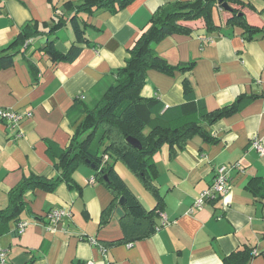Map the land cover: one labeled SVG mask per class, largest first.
Instances as JSON below:
<instances>
[{
  "label": "crops",
  "instance_id": "0c3cea01",
  "mask_svg": "<svg viewBox=\"0 0 264 264\" xmlns=\"http://www.w3.org/2000/svg\"><path fill=\"white\" fill-rule=\"evenodd\" d=\"M65 1L81 0H0V48L27 23H37L42 31L30 39L26 53L0 69V108L32 113L15 127L0 122V208L8 203V191L24 176L58 175L56 158L47 150L49 143L56 149L68 145L84 117L76 104L100 98L112 84L114 71L124 66L134 40L148 27L151 15L176 0H132L116 12L100 8L82 14L89 44L81 45L73 60L52 61L38 48L53 39L57 50L67 53L74 40L68 24L52 34L45 32L55 18L52 8L60 9ZM245 1L253 10L237 8L250 25L264 30V2ZM214 11L217 29L207 31L203 19L182 21L191 29L189 34L175 33L155 45L156 53L167 63L192 62L193 66L185 74L149 70L141 95L157 98L164 109L180 105L185 101L182 82L186 78L194 101L207 111L231 105L239 96L249 99L206 126L216 142L194 135L180 149H170L167 143L160 147L153 155L151 171L158 194L146 189L122 162L112 163L145 209L162 203L161 213L168 224L131 242L123 241V203L94 176L92 168L81 164L72 174L77 187L60 182L52 192L37 188L25 194L27 207L0 236V248L6 250L9 262L220 264L233 250L249 246L255 255L247 264H264V199L259 196L264 182V31L245 39L240 26L225 23L230 11L218 7ZM40 39L42 43H34ZM27 61L35 65L33 71ZM255 139L262 145V153L252 146ZM232 163L239 168L229 172V192L189 213L212 182L215 168ZM253 180L258 181V189ZM54 207L70 210L71 217L59 228L49 229L40 221ZM154 217L156 227L161 216ZM21 220L27 225L18 233L16 225Z\"/></svg>",
  "mask_w": 264,
  "mask_h": 264
},
{
  "label": "trees",
  "instance_id": "16d2710c",
  "mask_svg": "<svg viewBox=\"0 0 264 264\" xmlns=\"http://www.w3.org/2000/svg\"><path fill=\"white\" fill-rule=\"evenodd\" d=\"M132 0H81L79 3L65 1L60 9L53 7V23L45 31L52 34L58 28L69 25L74 37L71 51L61 53L54 45V40H47L38 50L47 54L52 61L73 60L81 51V45H88L85 37L86 22L82 14H89L103 8L116 12L123 9ZM264 2V0H261ZM226 3L231 7L230 17L225 21L230 27L240 26L245 39H252L264 30L250 25L240 8L253 10V5L245 0H176L170 4L158 7L149 18V25L142 29L128 49L124 66L114 71V80L99 99L92 103L78 102L84 117L71 135L65 148H54L51 143L47 150L56 158L54 168L58 171L55 178H46L37 174L24 176L8 191V203L0 208V236L8 231L9 222L16 220L27 207L25 194L28 191L42 189L52 192L58 183L64 182L69 188L77 187L72 174L75 169L85 164L92 168L94 176L115 193V198H123L125 216L122 218L123 241L131 242L154 230L155 215L163 210L162 203L147 210L138 198L125 184L115 170L113 162L120 161L125 167L137 175L142 184L153 194H158L151 179L153 155L167 143L173 147L182 148L186 140L199 135L204 141L213 143L206 129L217 119L231 112L249 99L239 96L228 106L218 110L207 111L194 101L193 92L186 78L182 82V92L185 101L177 106L165 108L157 98L141 95L147 72L157 70L161 73L174 75L175 72L185 74L191 70L193 63L171 65L155 51V45L163 38L175 33L189 34L191 29L182 25V21L203 19L205 29L213 31L218 28L214 22L215 8ZM237 6V7H233ZM42 31L37 23H27L19 33L5 46L0 48V69L13 64L18 54H24L30 48V39ZM44 33V32H43ZM28 43L24 46V43ZM31 71L36 67L27 61ZM133 137L139 141L140 148L130 145L126 138ZM53 150H56L55 152ZM111 162V164L109 163ZM106 175L107 179H103ZM258 181L252 185L258 189ZM259 196L264 199L263 189ZM255 255L252 247L243 246L224 256L220 264H247Z\"/></svg>",
  "mask_w": 264,
  "mask_h": 264
},
{
  "label": "built area",
  "instance_id": "2783aa9c",
  "mask_svg": "<svg viewBox=\"0 0 264 264\" xmlns=\"http://www.w3.org/2000/svg\"><path fill=\"white\" fill-rule=\"evenodd\" d=\"M28 43L26 41L24 46ZM83 99V96H80ZM31 111L26 112H17L8 108H0V122H3L7 127H15L21 121L22 118H28L31 116ZM252 146L256 148L259 152H263V147L260 142L255 139L252 142ZM234 168H239L238 163H232L231 165H219L215 168V174L212 179L210 185L204 189L197 199L194 201L193 205L189 209V213L192 212L194 208H199L205 203L207 200H213L218 197H222L223 195L227 194L230 189L229 184V172ZM161 223L156 226V230L160 229L162 226L168 224V219L165 214L161 213ZM71 217L70 210L63 208V207H54L51 208L47 213L44 215L43 221H40L48 227L49 229H57L61 224L65 221H68ZM26 221H18L16 225V229L18 233H21L24 228L26 227ZM92 243L97 244L93 239H91ZM102 251L103 248L100 245ZM0 264H12L6 259V250L0 248ZM87 264H93L92 262H88Z\"/></svg>",
  "mask_w": 264,
  "mask_h": 264
},
{
  "label": "water",
  "instance_id": "95a60500",
  "mask_svg": "<svg viewBox=\"0 0 264 264\" xmlns=\"http://www.w3.org/2000/svg\"><path fill=\"white\" fill-rule=\"evenodd\" d=\"M222 7L224 8V10H227V11L231 10V7L228 4H226V3H222ZM126 140L133 147H136V148H140L141 147L140 144H139V141L137 139L133 138V137L129 136V137L126 138ZM103 178L107 179V176L104 175ZM119 203H121V204L123 203V198L119 199Z\"/></svg>",
  "mask_w": 264,
  "mask_h": 264
},
{
  "label": "rangeland",
  "instance_id": "374dc122",
  "mask_svg": "<svg viewBox=\"0 0 264 264\" xmlns=\"http://www.w3.org/2000/svg\"><path fill=\"white\" fill-rule=\"evenodd\" d=\"M233 7H237V6H233ZM214 19H215V20L218 19V14L216 13V11H214ZM69 31H70V29H69ZM59 36H60V37H65L64 35H61V34H59ZM42 41H43V39H40L39 41L34 40V43H35V44H36V43H39V42L42 43Z\"/></svg>",
  "mask_w": 264,
  "mask_h": 264
}]
</instances>
